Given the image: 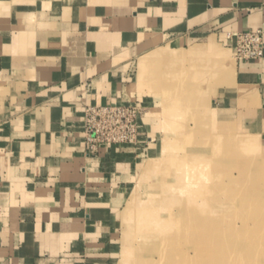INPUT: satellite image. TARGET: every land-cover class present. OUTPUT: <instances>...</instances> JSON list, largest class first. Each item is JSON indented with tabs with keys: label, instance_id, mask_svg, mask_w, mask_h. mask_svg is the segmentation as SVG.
Segmentation results:
<instances>
[{
	"label": "crops",
	"instance_id": "crops-1",
	"mask_svg": "<svg viewBox=\"0 0 264 264\" xmlns=\"http://www.w3.org/2000/svg\"><path fill=\"white\" fill-rule=\"evenodd\" d=\"M255 29L264 36V0H0V264H114L154 138L145 114L138 146L89 155L86 105L146 106L148 81L162 94L201 63L219 117L264 151V55L234 59L229 37Z\"/></svg>",
	"mask_w": 264,
	"mask_h": 264
},
{
	"label": "rangeland",
	"instance_id": "rangeland-1",
	"mask_svg": "<svg viewBox=\"0 0 264 264\" xmlns=\"http://www.w3.org/2000/svg\"><path fill=\"white\" fill-rule=\"evenodd\" d=\"M201 67L168 78L162 94L148 81L154 145L128 185L114 264H264V151L219 117ZM176 104L192 108L177 119Z\"/></svg>",
	"mask_w": 264,
	"mask_h": 264
},
{
	"label": "built area",
	"instance_id": "built-area-1",
	"mask_svg": "<svg viewBox=\"0 0 264 264\" xmlns=\"http://www.w3.org/2000/svg\"><path fill=\"white\" fill-rule=\"evenodd\" d=\"M234 38V55L238 60H257L264 55L262 29L229 34ZM146 108L137 102L86 105L83 132L88 154L113 145L138 146L141 141V120Z\"/></svg>",
	"mask_w": 264,
	"mask_h": 264
},
{
	"label": "bare ground",
	"instance_id": "bare-ground-1",
	"mask_svg": "<svg viewBox=\"0 0 264 264\" xmlns=\"http://www.w3.org/2000/svg\"><path fill=\"white\" fill-rule=\"evenodd\" d=\"M148 168V167H147ZM191 177V176H190Z\"/></svg>",
	"mask_w": 264,
	"mask_h": 264
}]
</instances>
